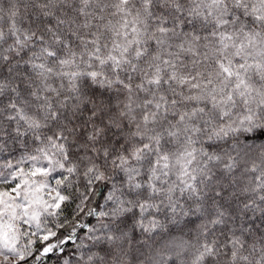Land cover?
Segmentation results:
<instances>
[{
  "label": "snow or ice",
  "instance_id": "1",
  "mask_svg": "<svg viewBox=\"0 0 264 264\" xmlns=\"http://www.w3.org/2000/svg\"><path fill=\"white\" fill-rule=\"evenodd\" d=\"M69 243L264 264V0H0V264Z\"/></svg>",
  "mask_w": 264,
  "mask_h": 264
},
{
  "label": "trees",
  "instance_id": "2",
  "mask_svg": "<svg viewBox=\"0 0 264 264\" xmlns=\"http://www.w3.org/2000/svg\"><path fill=\"white\" fill-rule=\"evenodd\" d=\"M85 220H87L88 218H84ZM74 250V246L73 244L69 243L67 245V250L66 252L61 255L59 253H56L55 255L53 254H49L48 258H45L43 264H62V260L65 258V256L70 255V253ZM59 256V259L57 258Z\"/></svg>",
  "mask_w": 264,
  "mask_h": 264
}]
</instances>
